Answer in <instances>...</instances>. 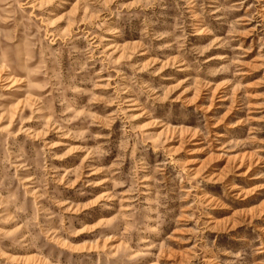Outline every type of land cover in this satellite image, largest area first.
I'll return each instance as SVG.
<instances>
[{
  "label": "clouds",
  "instance_id": "1",
  "mask_svg": "<svg viewBox=\"0 0 264 264\" xmlns=\"http://www.w3.org/2000/svg\"><path fill=\"white\" fill-rule=\"evenodd\" d=\"M176 2L179 6L180 0ZM255 2L258 4L259 0ZM14 3L16 0H0V11L8 12ZM163 3L164 0H129L127 3L123 0H32L29 4L24 0L23 5L18 4L21 10L24 7L32 9L26 17L31 27L36 29L32 37L35 40L33 49L47 41L57 49L51 52V56L56 58L63 42L70 39L78 41L87 53V59L79 70H89L91 76L65 89V92L70 90L77 94L76 105L61 99L60 104L67 106L62 107L59 115L53 112L41 117L39 136L33 128H24L23 123L22 133L8 132L7 127L0 128V142L6 153L8 139L18 142L15 138L22 134L25 143L42 142L40 152L44 158L42 180L28 175L32 180L30 191H24L26 181L14 172L5 176L7 184L0 179V189L12 188V181L18 182L14 195H0V209H4L0 212V264H25L29 260L34 264H54L53 248L94 251L97 257L95 264H100V257L118 264H160L159 248L161 245L167 248L172 243L171 237L177 226L178 201L181 209H191L189 218L192 223L183 226L186 233L183 239L188 242L196 264H201L203 257L208 255L212 256L214 264H256L255 250L248 243V229L241 232L216 222V209L227 208L228 205L208 195L212 190L209 184L214 187L211 177L203 175V172L197 175L187 167L186 159L179 155L188 140L183 141L179 148L165 147V143L170 139L166 133L171 129L190 133L189 140L193 136L202 137V142L207 144L211 121L207 110L200 114L197 109L190 110L185 101L177 104L175 101L179 97L173 98L172 93L180 83L192 79L193 73L201 78L203 84L213 86L214 78L238 65L240 57L234 55L226 66L215 67L209 63L213 57L208 54L214 48H228L235 54L237 48L232 42L237 39L240 26L245 21L233 14L244 10L248 15L246 22L252 23L258 12L248 11L254 5L247 4V0H237L236 3L230 0H184L185 9L181 12L190 10L188 6L193 4L199 8L193 17L199 22V34L211 37L209 42L203 43L189 40L190 33L179 23L172 25L171 32L156 31L161 21L152 18L155 13L148 15L144 10ZM205 3L209 5L207 9ZM78 12L82 18L77 19L75 28L65 35L60 22L76 17ZM212 19L219 26L216 30ZM258 19L259 23L254 27L264 24V15ZM225 27L224 35H218ZM164 36L172 37L173 44L177 45L178 61L160 60L161 67L155 68L156 59L142 64L128 63L129 58L125 57L126 63L117 72L118 79L109 73L108 79L116 82L99 84V77L109 71V65L120 63L111 59L112 53L108 48L115 50L121 47V42L138 38L145 52L162 51L173 46L153 47V41ZM97 49L100 51L95 54ZM43 55L41 47L29 60L43 68ZM225 58L222 55L215 57ZM168 68L186 74L185 79L177 84H168L170 77L161 75ZM123 69H130L131 74L126 75ZM5 71H12L7 59L6 63L0 64V75ZM59 78L57 72L50 79ZM23 82V78H14L9 87ZM97 87L105 89L107 99L97 97ZM110 87L112 90L108 91ZM43 92L52 95L47 85ZM98 100L103 101L99 107ZM91 109L103 112V115L93 112L90 116ZM39 111L36 109L37 113ZM28 120L31 121L32 117ZM77 153H81L77 157L79 163L73 160L72 166L68 167L65 163L67 158L76 157ZM25 155L21 144L19 159L24 160ZM0 163L6 165V173L17 168L8 159ZM18 167L27 172L30 166L25 161ZM50 189L54 194H50ZM198 191L203 195H197ZM186 192L192 195V199L184 204ZM224 194L229 195L227 191ZM9 208L11 214H8ZM86 209L91 211L86 212ZM81 213L85 215L81 216ZM9 222H16L15 226L6 227ZM82 233H91L95 237L92 245L76 248L68 242ZM105 241H116L119 247L105 248ZM260 250L264 251V240L260 242ZM55 264H60L59 259Z\"/></svg>",
  "mask_w": 264,
  "mask_h": 264
},
{
  "label": "rangeland",
  "instance_id": "2",
  "mask_svg": "<svg viewBox=\"0 0 264 264\" xmlns=\"http://www.w3.org/2000/svg\"><path fill=\"white\" fill-rule=\"evenodd\" d=\"M16 2L8 12L0 11V64L6 63L7 59L12 66L11 72L5 71L3 75H0V128L7 127L8 132L22 133L21 123H23L24 128H33L36 135L39 136L41 117L53 112L59 115L62 107L67 106L60 104L61 99H66L68 104L75 106L77 94L70 90L65 92V89H70L74 83L90 77L91 71L80 72L79 70L80 65L87 59V53L78 41L70 39L63 42L56 58L51 56V52L57 51V49L52 48L47 41H43L42 46L37 45V48L33 49L32 45L35 40L32 37L36 29L31 27L30 21L26 17V13H32V9L24 7L21 10L18 4L23 5L24 0H16ZM31 2L32 0H28L29 4ZM123 2L127 3L129 0H123ZM230 2L236 3L237 0H230ZM247 4L254 5L253 9H248L249 12L257 11L258 17L264 15V0H259L258 4L255 0H247ZM204 7L207 9L209 5L205 3ZM181 9H185L184 0H180L179 6H177L176 0H164L163 4L144 11L148 15L155 13L152 18L161 21L155 29L158 32H171L172 25L179 23L190 33L189 40L209 42L211 37L200 35L199 22L193 19L194 14L199 11L197 4L188 6L190 10L181 12ZM35 15L33 13V16ZM216 15H220V13H216ZM233 16L245 21L240 26V34L237 39L232 42L233 47L237 48L236 53L233 54L228 48H214L208 54L213 57L209 63L215 67L226 66L234 55L240 57V63L233 65L229 72L214 78L213 86L203 84L201 78L193 73L191 74L192 79L180 83L172 93L173 98L179 97V100L175 101L177 104L180 101H185L190 110L197 109L200 114L207 110V115L211 117L207 144L202 142V137L193 136L189 140L190 133L174 132L169 129L166 136L170 139L165 143V147L179 148L183 141L188 140V143L183 145L184 151L179 155L186 159L187 167L193 169L197 175L203 172V175L211 177L214 187L209 184L212 190L208 195L215 197V200H219L221 204L228 205L227 208L216 209V222L226 228L231 227L233 230L241 232L247 228L248 243L251 244V249L255 250L256 264H264V251L260 250V242L264 240V24H260L259 27L253 26L259 23L258 17L252 23H247L248 15L244 10L234 13ZM101 17H103V13ZM79 18L82 17L78 12L76 17L61 21L62 32L67 35L72 31ZM211 23L214 30L219 27L215 19H212ZM80 26L84 28V25ZM225 32L226 27L219 31L218 35H224ZM179 34L180 31L177 29V35ZM104 35L108 36L107 33ZM96 42L100 43L99 40ZM143 43H147V41ZM164 44H173V38L164 36L153 41V47ZM137 45H141L138 38L126 43L121 42V47L115 50L108 48V51L112 53L111 59L118 60L120 63L109 65V71L102 73L99 77L100 85H111L116 82V80L108 79L109 73L111 72L112 77L118 79L117 72L121 71V66L126 63L125 57L129 58L128 63L139 62L142 64L156 59L158 62L154 65L155 68L161 67L160 60H179L175 44L171 48L151 53L145 52L142 45L141 47H137ZM41 47L44 50L43 68L40 64L33 65L29 60V57H32ZM99 51L100 49H97L95 54H98ZM142 52L144 54H141ZM217 55L226 58L215 59ZM30 69H32V74H30ZM151 70L149 69V71ZM123 71L126 75L131 74L130 69H123ZM57 72L60 74V78L58 80L50 79ZM161 75H168L170 79L167 83L172 85L184 80L186 74L176 73L175 69L168 68ZM73 77L76 78L75 81ZM14 78H23L24 82L9 87ZM46 85L52 92L50 96L43 92ZM111 90L110 87L108 91ZM104 91L103 87H97V97L107 99L108 97L104 96ZM102 103V100H98L97 106H101ZM36 109L40 111L37 113ZM93 112L96 115H103V112L91 109L90 116ZM28 117H32V120L29 121ZM82 119L84 118L82 117ZM161 133H163V129H161ZM161 138L164 136L162 135ZM15 139L19 141L8 139L7 153L0 142V161L8 159L11 164L17 165V168H12L11 172L6 173V165L0 163V179H4L7 184L8 180L5 179V176H10L14 172L19 178L26 181L24 191H30L29 186L32 184V180L28 179V175L36 176L40 180L43 178L41 168L44 158L40 152L43 144L39 140L35 143L32 141L25 143L22 134ZM0 141H2V135H0ZM21 144L24 145L26 153L24 160L19 159ZM194 148L202 150L193 151ZM62 150L60 149V151ZM80 155L81 153H77L76 157L69 156L65 162L66 165L71 167L73 160L79 163L77 157ZM25 161L30 166L27 172L18 167ZM17 183V181H12V188L0 189V195L4 197L14 195ZM241 189H243L242 195H240ZM226 191L229 193L228 196L224 194ZM50 194H54L51 193V189ZM96 194H99V190H96ZM196 194L203 195L199 191ZM191 199L192 195L186 192L183 203L187 204ZM177 203V226L171 237L172 243L167 248L163 245L159 248L160 264H196L188 242L183 239L186 235L183 226H190L192 223L189 218L191 209H181L180 202ZM2 211L4 209H0V212ZM87 211L91 210L86 209ZM181 211L183 215L180 214ZM8 214H11V208H9ZM80 215L84 216L85 213ZM15 223L9 222L6 227L11 228L15 226ZM94 239L95 237L91 233H82L72 237L68 242L76 248H86L93 244ZM104 245L105 248L113 245L119 247V243L116 241H105ZM93 246L98 247V245ZM51 256L54 264L56 259H59L60 264H95L97 258L94 251H70L59 248H53ZM225 259H227L226 256ZM25 264H34V262L29 260ZM100 264H118V262L107 261L104 257H100ZM201 264H214L212 256L203 257Z\"/></svg>",
  "mask_w": 264,
  "mask_h": 264
}]
</instances>
